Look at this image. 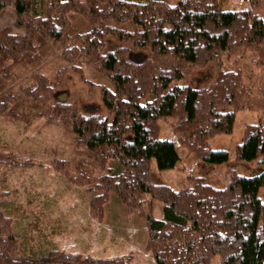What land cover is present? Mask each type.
Segmentation results:
<instances>
[{
	"label": "trees",
	"instance_id": "obj_1",
	"mask_svg": "<svg viewBox=\"0 0 264 264\" xmlns=\"http://www.w3.org/2000/svg\"><path fill=\"white\" fill-rule=\"evenodd\" d=\"M261 1L222 9L218 0H0V10L12 5L25 27L22 34L0 30V113L20 110L28 120L43 116L69 126L76 147L92 160H67L60 168L91 193L93 217L102 218L110 191L131 212L141 210L144 193L161 200L162 217L144 215L146 248L155 264H264V200L258 196L264 189V87L257 96L248 74L224 67L225 59L246 50L264 65V17L254 9ZM74 13L85 28L71 23ZM110 37L116 47H108ZM48 49L59 50L67 62L59 75L69 68L80 73L85 63L110 84L84 79L99 88L108 114L83 113L74 101L55 99L59 78L36 67ZM16 64L30 69V82H11ZM208 64L214 75L207 85L182 81L191 67ZM244 109L261 113L245 124L235 158L255 160L259 172L230 169L222 187L192 173V184L179 189L149 180L151 162L164 170L179 161L176 142L205 162H226L228 153L212 149L208 139L230 133L235 112ZM169 118L174 139L158 136L156 121ZM34 164L0 153V170ZM7 194L0 188V200ZM11 223L0 210V264H131L128 254L107 258L60 250L34 260L18 254Z\"/></svg>",
	"mask_w": 264,
	"mask_h": 264
},
{
	"label": "rangeland",
	"instance_id": "obj_2",
	"mask_svg": "<svg viewBox=\"0 0 264 264\" xmlns=\"http://www.w3.org/2000/svg\"><path fill=\"white\" fill-rule=\"evenodd\" d=\"M166 1L172 3L175 0ZM218 1L222 9L249 6L247 0ZM254 9L264 17V0ZM16 18L15 8L5 5L0 10V30L24 33V25L17 23ZM71 23L85 28L78 14H72ZM107 42L109 48L118 45L111 37ZM41 55L36 66L39 72L53 80L59 78L55 99L74 101L83 113L108 114L99 88L84 82L87 78L100 85H110L103 77H99L85 63H81L80 73L69 68L59 75L58 71L67 64L60 51L48 49ZM253 56L251 51L246 50L235 60L225 59L224 67L239 68L248 74L254 94L260 96V88L264 87V65L255 64ZM12 70L11 82H30V69L16 64ZM213 75L212 64L195 66L190 68L182 81L200 87L207 85ZM259 112L258 109L236 111L231 132L219 133L208 139L212 149L228 153L226 162H205L195 151L176 142L179 161L173 168L164 170L157 169L151 162L148 166L149 180L154 184L165 183L179 189L192 184L188 180V174L192 173L202 176L216 187H222L230 169L245 175L259 172L261 166L255 160L248 162L235 158L236 145L242 140L245 124L255 123ZM28 119L20 110L13 111L9 116L0 113V153L8 152L23 161L35 163L29 167L5 165L0 170V188L8 192L0 200V210L12 220L11 229L17 240L18 254L34 260L48 250L88 253L107 258L128 254L132 257L131 264H155L152 253L146 248L148 228L144 215L150 211L153 216L162 217V201L144 193L141 210L131 212L119 195L110 191L108 200L102 203V218L93 217L89 211L91 193L84 185L71 182L60 168V165L65 168L64 162L67 160L73 163L81 157L88 158L83 150L76 147L75 134L60 121L49 122L43 116ZM170 122H174V119L156 121L159 137L175 138ZM258 196L264 200L263 188H259Z\"/></svg>",
	"mask_w": 264,
	"mask_h": 264
}]
</instances>
